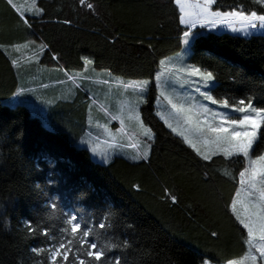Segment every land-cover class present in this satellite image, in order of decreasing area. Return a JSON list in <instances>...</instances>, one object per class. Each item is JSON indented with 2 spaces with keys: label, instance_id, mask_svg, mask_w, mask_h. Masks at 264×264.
<instances>
[{
  "label": "trees",
  "instance_id": "trees-1",
  "mask_svg": "<svg viewBox=\"0 0 264 264\" xmlns=\"http://www.w3.org/2000/svg\"><path fill=\"white\" fill-rule=\"evenodd\" d=\"M37 2L43 13L21 17L7 0H0V264L18 259L45 264L46 255L30 249L53 242L43 235V227L58 238L64 226L58 217L68 209L95 216L96 230L105 232L111 243L130 242L128 249H112L109 254L120 256L121 264H202L207 257L221 264L244 251L247 232L241 231L230 208L244 159L216 156L204 161L156 115L154 78L160 61L182 48L184 26L178 24L174 0ZM240 6L246 12L264 11L259 0H215L213 8L229 11ZM201 31L189 60L213 71V96L228 97L230 103L251 99L264 107V33ZM26 41L37 50L42 43L48 45L38 54L43 66L58 67L54 74L59 66L67 72L81 68L82 58L88 57L95 68L126 78H148L147 103L141 111L156 133L149 159L131 162L116 156L105 164L79 146L64 121L80 109L81 91L51 110V125L23 102H5L17 91L19 80L35 71L34 66L21 70L11 63L19 56L13 45ZM254 149L264 152V125ZM165 189L177 196L176 202ZM51 202L58 204L56 211L48 207ZM106 213L113 217L112 227L101 230L98 224ZM29 219L33 225L40 223V235L27 234ZM72 259L69 253L66 264Z\"/></svg>",
  "mask_w": 264,
  "mask_h": 264
},
{
  "label": "snow or ice",
  "instance_id": "snow-or-ice-1",
  "mask_svg": "<svg viewBox=\"0 0 264 264\" xmlns=\"http://www.w3.org/2000/svg\"><path fill=\"white\" fill-rule=\"evenodd\" d=\"M7 2L21 17H24L25 12H32L36 16L44 12L43 8L36 5V0H26L23 5H18L14 0H7ZM79 3L85 5L86 0H79ZM214 3L215 0H174L175 6L179 9L178 24L184 26V30L180 33V41L186 46L182 49L178 59L182 60L183 52L191 49L203 35L201 29H217L218 26H224L232 32L250 34L251 30L257 26L264 28V11L246 12L243 6H240L239 10L233 8L229 11H221L219 8H213ZM259 3L264 4V0H259ZM86 6L94 9L92 3H87ZM24 23L31 27L27 19H24ZM27 46V44L13 45L17 51ZM0 47L3 46L0 45ZM47 47L48 45L42 43L39 51L42 53ZM33 58L38 59V55L30 57V59ZM56 58L59 59L58 56ZM82 59L85 70L94 64V61L88 57ZM11 63L17 65L18 60L13 59ZM160 65L162 70L157 71L154 78L156 86L160 89L157 103L159 104L163 99L170 107L167 112H158L156 115L163 120L167 128L182 138L183 143L187 144L204 161H213L216 156L247 160V165L239 172L242 187L236 191L230 208L235 220L243 226L241 231L246 230L247 232L244 242L248 245V251L244 257L229 259L226 264H246V261L256 264L258 257L264 260V152L254 158L251 154L260 136L261 126L264 125V107L254 106L251 99L247 102L245 99H240L238 103H230L228 97L216 99L212 94V90L217 86L213 71L202 69L195 64L172 63L171 58L168 57L162 59ZM70 79L75 80L76 77H70ZM232 79L235 80V77ZM104 83H111V81H104ZM149 83L150 81L146 79L124 85L125 89L132 88L138 91L135 106L129 104L126 111L127 118L136 121L141 130L140 135L144 138L143 145L140 143L127 145L136 150V154L131 157L133 160L149 159L152 148L150 142L156 136L152 127L144 123L138 111L140 103H147L144 97L147 95ZM209 101L213 105H221L234 112L210 107L207 103ZM103 111L108 114L107 108ZM124 111L122 107L121 113L111 116V119H119L123 125ZM234 114H240V118H231ZM129 139L131 140L132 137ZM87 143L92 144V141L88 140ZM106 143L109 147L119 146L114 139H109ZM98 147V144L92 146L91 151L96 153ZM141 147H143L142 151ZM101 155L107 163L109 154L105 151L101 152ZM34 167L38 165L34 164ZM48 182L53 183L54 180L50 177ZM136 187L139 188V185ZM165 194L172 202L178 199L168 189H165ZM48 207L56 211L58 204L51 202ZM58 218H62L64 225L58 230V238L51 234L52 229L43 227V235L50 237L53 242L47 247L30 249L32 253L46 255L45 264H66L69 261V253L73 256L71 264H77V262L78 264H121L120 256L110 258L111 250L116 248L126 250L131 247L128 240L111 243L105 232L96 230L95 216L81 214L78 209L61 210V217ZM47 219H52V217L49 216ZM112 220L111 213L104 214L98 224L99 229L112 227L110 223ZM25 230L30 237H35L40 235L41 225L40 223L33 225L32 220L29 219L25 222ZM212 235L216 236L217 233H212ZM15 264H23V260L18 259ZM202 264H209V261L203 260Z\"/></svg>",
  "mask_w": 264,
  "mask_h": 264
},
{
  "label": "rangeland",
  "instance_id": "rangeland-1",
  "mask_svg": "<svg viewBox=\"0 0 264 264\" xmlns=\"http://www.w3.org/2000/svg\"><path fill=\"white\" fill-rule=\"evenodd\" d=\"M18 5H23L26 3V0H14ZM37 2V0H36ZM23 10V9H22ZM32 14L31 12H25ZM212 31H229L224 26H218L217 29H209ZM240 33V32H239ZM253 33H264V28L257 26V28L252 29L250 34L242 33V35L249 36ZM186 46L182 45V48L166 57L171 58L172 63H179L181 65H193L189 60L191 49L183 52V59H178V56L182 53V49ZM165 58V57H164ZM163 58V59H164ZM196 65V64H195ZM162 70V66L159 65L158 71ZM70 77H76L75 80L70 79ZM149 80L148 78H126L117 74H114L109 69L105 68H95L92 65L89 66L86 70L84 66L81 68H74L68 72L67 81L62 85H54L55 89L61 87V90H64L67 94L71 89L73 99L75 95L80 92L83 99L82 105L78 106L80 108L74 115L66 116L64 125L70 135L75 139V142L81 146L89 149L91 156L94 160L105 163L101 152H107L109 154L108 162L110 163L115 159L116 156H122L126 159H129L131 162L139 161L133 160L131 157L136 154V150L130 147H127L129 143H140L143 145V137L140 135L141 130L139 129L135 120H129L127 118V107L129 104L135 106L136 101L138 100V91L132 88L125 89L124 85L129 83H136L143 80ZM104 81H111V83H104ZM150 81V80H149ZM53 89V90H55ZM148 89V88H147ZM53 90L49 93L52 94ZM170 90V88H169ZM45 94V93H44ZM26 93L21 91H16L14 94L4 98V101L10 104H16L19 102L17 100L25 99ZM61 95L60 89H56V94L52 97L46 98L47 102V111L55 110L59 106V101L57 97ZM160 96V89L158 88V96ZM146 97V95H145ZM144 97V99H145ZM197 99H200L197 97ZM210 107H216L221 111H228L230 113L234 112L232 109H225L221 105H213L210 101L207 102ZM143 103H140L138 106V111L142 117L141 106ZM256 106V105H254ZM124 108V124L120 123L119 119H111V116H115L121 113V108ZM170 106L166 105V102L161 99L159 104L156 99V110L157 112H167ZM257 107V106H256ZM104 108L108 109V114H105L103 111ZM143 118V117H142ZM233 119H239L240 114L232 115ZM46 121L51 123V118L47 117ZM144 123L148 125L145 121ZM151 127L150 125H148ZM120 130L119 132L117 130ZM153 130V129H152ZM154 132V131H153ZM111 133V135H109ZM129 137H132L130 140ZM139 137V139H137ZM114 139L118 142V147H109L106 143L107 140ZM91 140L92 144H88L87 141ZM152 144V141L150 142ZM99 145L98 151L93 153L91 151L92 146ZM255 147V144L254 146ZM143 147H141V151ZM252 157L254 158L261 153L252 151ZM247 165V160L244 159V168ZM240 169V171L242 170ZM238 189H241L240 177L238 181ZM237 189V190H238ZM248 251V245L244 251L235 255L232 259H240L245 256ZM205 260L209 261V264H215L210 258ZM221 264H226L222 262ZM246 264H251V261H246ZM256 264H264V260L257 258Z\"/></svg>",
  "mask_w": 264,
  "mask_h": 264
},
{
  "label": "crops",
  "instance_id": "crops-1",
  "mask_svg": "<svg viewBox=\"0 0 264 264\" xmlns=\"http://www.w3.org/2000/svg\"><path fill=\"white\" fill-rule=\"evenodd\" d=\"M36 5L38 6V2H36ZM242 33L244 32H240V34ZM22 43L27 44L30 49L28 47H21L20 50H23V53L20 50L18 51L19 56L15 57L16 60H18V68L20 67L21 70H25L27 67L34 66L33 70L35 71L29 73L26 76H20L22 78L19 80V86L17 90L20 91L21 89H23L24 91L22 92L26 93L27 95L24 100L20 98H18L17 100H19V102L21 101L27 104L34 114L41 117L42 120L48 125H51L52 120L50 121L51 123L46 121L47 117L51 118V109L47 111L46 98L48 99V97H53L56 94V89L59 88L61 95L57 97V101H59V103L65 102L67 100L71 101L73 97L71 89L69 91V94H67L64 90H61V87H58L56 89L54 87V85L60 86L67 81L68 72L63 67L59 66V69L61 70L58 71L57 74H54V67L56 69L58 67L54 65H50V68L43 66L40 63V56L38 54L39 50L34 48L32 42L26 41ZM34 55H38V59H30V57H33ZM18 71L20 72V69ZM52 90V94L49 95L50 91ZM215 264L220 263L216 262Z\"/></svg>",
  "mask_w": 264,
  "mask_h": 264
}]
</instances>
